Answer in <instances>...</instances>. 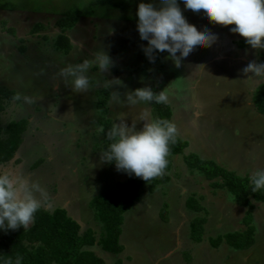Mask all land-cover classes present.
I'll use <instances>...</instances> for the list:
<instances>
[{"label":"rangeland","instance_id":"obj_1","mask_svg":"<svg viewBox=\"0 0 264 264\" xmlns=\"http://www.w3.org/2000/svg\"><path fill=\"white\" fill-rule=\"evenodd\" d=\"M177 2L189 24L217 36L210 48H197L182 59L179 68L167 52L154 51L155 61L150 63L142 50L147 41L137 31L138 4L152 3L158 10L159 0H0V88L36 99L28 105L11 98L0 114L2 126L27 120L19 149L0 166V173L39 182L48 194L46 210L63 208L81 232H99L88 206L90 198L115 189L118 181L130 175L101 162L98 94H103L99 99L100 104L106 103V118L118 123L126 114L125 123L131 126L141 109L150 108L153 119L155 106L162 108V104L129 108L111 101L110 93L119 92L123 100L126 92L138 88L164 90L170 121L186 147L170 158L169 181L153 193L144 188L138 202L124 214L119 236L122 252L92 250L104 264H264V204L254 203L253 246L238 251L223 241L213 247L209 237L245 229L244 208L184 161L185 156L195 155L241 178L264 170V116L251 102L262 83L245 81L252 74L245 76L241 71L249 62L264 63V50L252 49L232 33L234 25H214L203 12L197 15L182 0ZM69 10H75L79 18L65 32L71 45L65 55L54 49L61 33L55 23ZM100 50L114 66L101 73L93 65L86 73L89 90L73 92L72 78L60 77V70L91 61ZM112 79H120L124 86L105 88V81ZM143 125L138 120L136 130ZM189 196H195L207 213H198L206 218L201 242L189 236V224L196 216L185 206Z\"/></svg>","mask_w":264,"mask_h":264},{"label":"clouds","instance_id":"obj_2","mask_svg":"<svg viewBox=\"0 0 264 264\" xmlns=\"http://www.w3.org/2000/svg\"><path fill=\"white\" fill-rule=\"evenodd\" d=\"M184 7L195 14L201 12L210 23L223 27L234 25L232 33L242 37L254 50H264V0H182ZM157 10L152 3H139L137 31L141 40L147 41L143 48L150 63H154L153 52H167L175 67L197 48H210L217 36L209 30L198 31L185 19L177 0H159ZM111 31V30H110ZM82 46V45H81ZM179 53V56H177ZM98 66L101 73H107L114 66L109 55L100 50L94 59L80 64L68 65L60 70V77L72 78V91L82 93L89 90L90 81L86 73L93 66ZM200 67L203 68L201 65ZM199 67V68H200ZM253 84L264 83V63L249 62L242 70ZM122 87L120 79L106 80L105 88ZM111 101L129 108L139 104H168L166 91L156 93L151 87L138 88L124 94L117 91L110 93ZM12 100L31 105L36 99L17 93ZM126 114H122L118 123H113L107 132L111 141L106 151L100 155L101 162L114 163L117 171L134 175L146 182L162 177L168 166L170 144H175L179 135L174 122L167 119H152L150 108L140 110L131 126L125 123ZM143 121V129L136 130V122ZM103 132V128L100 129ZM252 192L264 189V170H256L250 177ZM48 194L39 182H29L7 173H0V230L30 229L34 224L35 213L45 206ZM48 207L51 204L48 203ZM22 256L16 255L15 261L8 258L4 264H22Z\"/></svg>","mask_w":264,"mask_h":264},{"label":"trees","instance_id":"obj_3","mask_svg":"<svg viewBox=\"0 0 264 264\" xmlns=\"http://www.w3.org/2000/svg\"><path fill=\"white\" fill-rule=\"evenodd\" d=\"M78 18V13L75 10H69L55 23L61 33L54 40V49L65 55L71 49L65 32L73 28ZM102 95L98 94L95 107L100 112L97 125L104 130L100 131L103 139L102 152H104L111 143L106 134L111 129L113 122L110 118H106V103L100 104L102 102L99 98ZM13 96L12 92L9 93L0 88V114ZM251 102L256 112L264 116L263 83L254 90ZM162 106L165 108L155 106L156 111L153 119L170 121L171 115L168 107L165 104ZM26 128L27 120L25 119L10 121L3 126L0 123V166L14 158L22 143V136ZM185 147L186 144L178 138L175 144H170L169 163L162 177L146 182L130 175L125 181H118L115 189L90 198L88 206L98 222L99 232L91 229L81 232L79 224L67 215L65 209L56 208L48 211L44 207L35 213V221L30 229L26 231L23 228H18L15 231L0 230V264H4L8 258L15 261L17 254L22 256V264H104L103 258L97 256L92 250L93 247H98L108 254H120L123 247L119 243V236L124 214L138 202L144 188L147 192L153 193L158 186L169 181L166 172L171 167L170 158L181 154ZM184 161L189 169L200 172L206 180L211 181L212 187L227 190L234 197L236 205L244 208L242 223L245 229L226 233L215 239L209 237L210 244L217 247L224 241L227 246L238 251L253 246L256 233L255 226L251 224L255 209L254 203L264 204V189L253 193L250 178L238 177L215 163L201 160L195 155L185 156ZM110 164L115 165L114 163ZM185 206L196 215L189 224L190 239L193 242H201L205 232L206 218L198 216V213L203 211L207 214L206 210L195 196H189L185 200Z\"/></svg>","mask_w":264,"mask_h":264}]
</instances>
